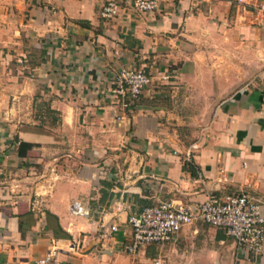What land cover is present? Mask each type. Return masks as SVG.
I'll use <instances>...</instances> for the list:
<instances>
[{
	"label": "crops",
	"instance_id": "obj_1",
	"mask_svg": "<svg viewBox=\"0 0 264 264\" xmlns=\"http://www.w3.org/2000/svg\"><path fill=\"white\" fill-rule=\"evenodd\" d=\"M107 1L0 0V264H264L201 220L124 249L137 201L247 192L264 215V0H118L113 20ZM122 67L153 83L117 122L105 93ZM172 102L213 116L186 130Z\"/></svg>",
	"mask_w": 264,
	"mask_h": 264
},
{
	"label": "built area",
	"instance_id": "obj_2",
	"mask_svg": "<svg viewBox=\"0 0 264 264\" xmlns=\"http://www.w3.org/2000/svg\"><path fill=\"white\" fill-rule=\"evenodd\" d=\"M161 0H134V8L141 13L153 12ZM244 7L250 6L247 0H238ZM264 10V5L259 6ZM121 9L118 0L107 1L101 16L107 20L117 17ZM153 83L152 76L144 69L122 67L110 80L105 93L107 103L117 122L131 117L137 109L143 93ZM187 161H191L188 154ZM262 203L247 192L229 194L224 197L210 195L203 202L195 204L160 200L130 215L127 228H130L129 243L124 244L127 252H136L141 246L153 243L171 242L179 231L197 220L223 229L232 237L238 248L255 257L261 256L264 247V215ZM76 212L89 214L80 204ZM120 231L118 224H105L101 229L103 238H112ZM38 264H48V259ZM155 264H163L156 260Z\"/></svg>",
	"mask_w": 264,
	"mask_h": 264
},
{
	"label": "rangeland",
	"instance_id": "obj_3",
	"mask_svg": "<svg viewBox=\"0 0 264 264\" xmlns=\"http://www.w3.org/2000/svg\"><path fill=\"white\" fill-rule=\"evenodd\" d=\"M214 104L212 102H172V105L176 106L178 109V112L181 113L186 119H184L185 123V129L189 130V128L194 125V127H202L204 126L207 121H209L213 116V110H214ZM201 113H205L204 115H200L201 118L203 117L204 123L202 124H194L193 119L195 118V115H199ZM188 119H190L188 121ZM192 124V125H190ZM188 128V129H187ZM137 209L136 211H139L143 208L142 203H139V201L136 202Z\"/></svg>",
	"mask_w": 264,
	"mask_h": 264
},
{
	"label": "trees",
	"instance_id": "obj_4",
	"mask_svg": "<svg viewBox=\"0 0 264 264\" xmlns=\"http://www.w3.org/2000/svg\"><path fill=\"white\" fill-rule=\"evenodd\" d=\"M29 146H31V145L28 144V143L22 142V144L20 145L19 154L22 155V156L25 155V153H26V151H27V148H28ZM187 164H188V166H189V169H190L191 171H194V166H193V164H192L191 162H189V163H187ZM155 203H157V202L148 203V204H146L145 206L153 205V204H155ZM145 206H143V208H144ZM139 211H140V210H139ZM137 212H138V211H137Z\"/></svg>",
	"mask_w": 264,
	"mask_h": 264
}]
</instances>
